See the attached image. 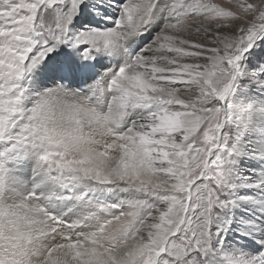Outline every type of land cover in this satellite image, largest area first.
I'll return each instance as SVG.
<instances>
[{
  "label": "snow or ice",
  "instance_id": "6c2138e0",
  "mask_svg": "<svg viewBox=\"0 0 264 264\" xmlns=\"http://www.w3.org/2000/svg\"><path fill=\"white\" fill-rule=\"evenodd\" d=\"M0 264H264V0H0Z\"/></svg>",
  "mask_w": 264,
  "mask_h": 264
}]
</instances>
